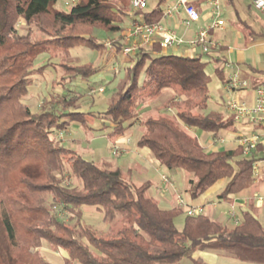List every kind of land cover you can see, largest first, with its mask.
<instances>
[{"label": "trees", "instance_id": "1", "mask_svg": "<svg viewBox=\"0 0 264 264\" xmlns=\"http://www.w3.org/2000/svg\"><path fill=\"white\" fill-rule=\"evenodd\" d=\"M58 1L0 0V264H52L42 251L45 244L67 253L64 264H175L185 258L207 264L193 258L195 251L207 248L264 264V225L250 212L230 226L207 214L186 215L178 228L175 218L183 206L161 207L150 195V180L137 185L120 166L86 158L56 137L73 123L86 126L92 116L108 121L99 129L111 128V139L138 124L139 147L170 170L193 173L192 198L220 182V200L240 193L253 179L264 144L250 156L240 145L208 150L192 132H239L232 115L209 109V62L217 60L215 74L224 83L230 80L226 58L213 55L224 47L193 55L165 52L159 42L140 47L128 56L127 82L96 113L82 108L83 95L72 79L88 80L101 66L66 57L54 61L53 52L69 53L75 47L104 52L92 31H123L129 17L118 3L127 6L129 0H75L68 10L57 8ZM158 1L153 6L149 1L137 14L150 23L161 21L165 0ZM34 31L45 37H35ZM116 46L118 51L123 47ZM203 54L213 57L204 60ZM52 68L62 76L33 110L24 98L35 75ZM166 88L179 89L186 98L169 99L167 112L141 119V106ZM69 176L80 183H65ZM84 205L99 209L107 224L132 222L113 232L99 230L84 222Z\"/></svg>", "mask_w": 264, "mask_h": 264}, {"label": "rangeland", "instance_id": "2", "mask_svg": "<svg viewBox=\"0 0 264 264\" xmlns=\"http://www.w3.org/2000/svg\"><path fill=\"white\" fill-rule=\"evenodd\" d=\"M75 2V0H59L56 3V7L62 10H68ZM150 2L151 6L161 4L158 0H150ZM118 7H125L127 16L129 18L130 13H135L129 3L127 6H124L123 1H120L118 3ZM128 19L124 25V30L120 31L119 33L104 32L103 30L99 29H94L92 31V33H94L104 44V52H98L88 48L79 47L71 49L69 53L65 51L53 52L54 57L52 59L54 61H59L66 57L67 61L72 60L77 64L83 62H92L96 66H101V69L98 70L93 75V77H90L88 80H83L81 77L72 79L76 90L83 95L81 98L82 108L96 111V113L103 111L111 98L116 96V92L121 90L124 83L127 82L128 78L125 67L129 65V58L122 52L123 47H121L122 49L118 51L116 43L118 42L124 45L123 37L126 33L125 28L130 23ZM20 29L22 31H26L27 27L21 24ZM33 34L35 37H45V34L38 31H34ZM178 36H180V34ZM164 50L165 52L182 53V50L178 48H168ZM213 55L215 56L214 58L224 55L227 58L231 56L227 50L223 51V49L216 51V53L214 52ZM212 57L213 56L210 57L207 54H203L202 59L209 60L210 58L212 59ZM217 64L218 61L215 59H212L208 64V71L211 75V81L209 83L210 98L208 99L209 109H216L217 111L222 110L225 115H229L230 109H228V107L225 105V102L231 98L244 100L245 98L243 97L246 96V93L244 94L243 88H239L235 92H229L225 87L226 83L222 82L217 74H215V68ZM237 69V67L234 69L232 66H228V74L234 73L235 71L238 72ZM228 74L226 75L227 77H229ZM60 76H62V71L56 73L53 68L45 70L43 74L35 75V81L30 86V92L24 98L25 101L30 104L33 110H37L39 108L43 95L51 88L53 81L58 79ZM181 92L182 91L179 89L166 88L159 97L141 106V119L149 114H163L167 112L165 103L169 99L181 98L184 100L186 98L185 95H180ZM168 111L172 112V110ZM106 122L108 121L102 117L92 116L89 118L86 126L80 123H73L69 129H63L57 132L56 137L63 145L73 148L86 158L94 159L101 164H109L113 167L120 166L129 176V178H131L132 181L137 185L142 184L146 180H150L152 183V191L150 192V195L152 196L156 191L157 185H162V190L165 191V193L167 192L166 201L160 202V205L163 208H171L175 206L176 203L181 205L179 197H182L185 201V203L181 205L184 208V212L175 218L176 226L178 228H182L186 215H189L187 211L189 209V205L187 203L192 201L190 180L196 179L193 173L183 169L170 170L166 166L164 167V165H161L149 149L139 147L136 144L141 132V130H139L140 126L138 124L131 127L130 130L132 133L129 136L123 135L116 139H111L107 136V133L111 130V128H108L107 130L99 129ZM236 123L238 124L237 126L239 128V132L222 130L216 135L212 132H203L201 130H192V132H195L200 141L208 150L219 147L226 149L235 148L239 145V134L247 130L246 126L242 123H238L237 121ZM261 155L264 156V153L261 152ZM162 174L169 175L171 182L170 184L163 183ZM170 176H173L176 180L177 184L175 189L173 188L174 184H172L173 182ZM70 182L74 184L80 183L72 176L67 177L65 180V183ZM222 189L223 186L221 187V190H219V193H221ZM210 199L218 203L215 209L217 210V214L222 212L223 215H226L225 212L229 210L230 206L224 201L219 202L218 195L216 194L211 193L210 198L208 197L207 200ZM82 209L84 222L89 226L97 229L99 228V230L113 232L119 228L130 225L132 222V218H126L123 220H118L112 225L107 224L103 221L102 212L96 207L84 205ZM202 214H206L205 206ZM229 214L233 218V223L236 224L238 219L234 208H232ZM61 215H63L62 212ZM207 215L210 216L209 214ZM210 217L212 218V216ZM42 251L45 257L52 264H64V258L60 250H52L47 244H45ZM62 251L64 254L66 253L64 250ZM197 257H199V254L195 252L193 258L196 260ZM219 260V264H258L253 262H244L229 254H227L225 257L220 256ZM175 264L195 263L192 258H185L181 262Z\"/></svg>", "mask_w": 264, "mask_h": 264}, {"label": "crops", "instance_id": "3", "mask_svg": "<svg viewBox=\"0 0 264 264\" xmlns=\"http://www.w3.org/2000/svg\"><path fill=\"white\" fill-rule=\"evenodd\" d=\"M176 1L165 0L162 3V7L165 8ZM191 2L201 14V19L191 27L183 25V13L181 11H176L173 16L166 19L163 18L164 23L170 30L177 35L180 34V36L187 40L192 38L200 27L210 24L216 18L214 17L215 14L213 13L211 0H191ZM219 3V18L223 19L225 24L221 28L211 30V38L214 41L216 49L224 47L223 51L227 50L230 53L231 56L229 58L225 55L222 56L227 61L225 73L228 74V66H232L234 69L238 68V72L235 71L228 74V78L230 79L236 75L240 81L248 83L249 86H244L243 88L244 94L246 93V96L243 98L251 103L253 101V87L264 81V14L253 6L252 0H219ZM178 49L182 50V53L192 55V51L187 46ZM229 115L231 116L230 112ZM246 128L249 129L251 127L246 125ZM131 133L132 131L129 130L125 135L129 136ZM170 177L175 189L176 180L173 176ZM222 186H224V182L215 184L200 196L193 197L192 201H189L187 204L193 207L205 206L206 214L227 225H234L233 218L229 214L232 208H234L238 220L242 218L244 212H250L264 225V201H259L256 198L258 194L264 195L263 165L259 167L258 175L253 177L249 187L240 193L230 195L224 200H220L218 197L219 202L224 201L230 206L229 210L225 212L226 215H223L222 212L217 214V210L215 209L218 203L211 199L207 200L208 197L210 198L211 193L218 195ZM151 191L150 188L149 192ZM154 194L153 197L159 205L160 202L166 201L167 192L165 193L162 190V185H157ZM176 205L178 204L176 203ZM59 250L62 252L63 258L67 257V253L64 254L62 249ZM195 252L199 254L197 259H202L207 264H219L220 256L225 257L227 255L222 250L209 248Z\"/></svg>", "mask_w": 264, "mask_h": 264}, {"label": "built area", "instance_id": "4", "mask_svg": "<svg viewBox=\"0 0 264 264\" xmlns=\"http://www.w3.org/2000/svg\"><path fill=\"white\" fill-rule=\"evenodd\" d=\"M150 0H129V4L135 13H130V23L125 28L123 37L124 55L129 56L135 53L140 47L151 45L159 42L164 49L168 48H185L186 46L194 53H208L214 47V41L211 38V30L221 28L225 21L219 18L220 3L219 0H211L213 6L214 20L207 25L200 27L196 34L186 39L178 36L170 30L163 21L174 15L176 11L183 13L182 23L186 27H191L201 18V14L191 0H177L176 2L163 8V18L159 22H147L143 16L138 15V10L147 8ZM253 6L264 14V0H252ZM248 87L246 81H240L236 75L232 76L226 83V89L229 92H235L239 88ZM95 91V90H94ZM230 109V114L235 121L250 126L251 128L239 134L238 144L242 147L246 155H251L260 144H264V81L253 87V101L247 102L231 98L225 102ZM61 135V134H60ZM264 153V152H263ZM264 166V156L254 163L253 177L258 175V169ZM162 181L170 184V178L167 174H162ZM180 204L185 203L182 197ZM259 201H264V195L258 194L256 197ZM189 215H199L203 213L204 206H188Z\"/></svg>", "mask_w": 264, "mask_h": 264}]
</instances>
